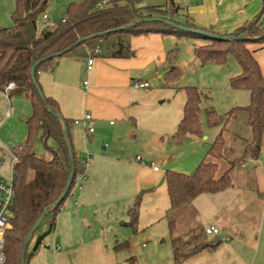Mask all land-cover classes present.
<instances>
[{
    "label": "crops",
    "instance_id": "crops-1",
    "mask_svg": "<svg viewBox=\"0 0 264 264\" xmlns=\"http://www.w3.org/2000/svg\"><path fill=\"white\" fill-rule=\"evenodd\" d=\"M176 3L178 19L184 20L186 15L196 26L218 34L231 33L253 21L259 13L258 26L264 28V0H180ZM48 19L47 16L44 21ZM182 38L192 50L197 45L196 38L171 34L131 36L130 46L135 51L132 57H93L88 69L87 55L68 54L59 57L52 69L39 72L44 94L57 102L62 116L73 120L90 113L94 130L85 139L81 124L70 126L74 153L81 162L85 160V179L77 181L58 211L53 229L28 264H130L127 257L120 255L129 246L116 250L114 245L129 242L139 232L155 242L158 240L157 247L165 243L167 233L171 256L166 264H174L169 216L176 220L177 227L184 220L192 229L194 221L201 223L199 236L193 231L189 238L180 240L214 244L180 264H264L261 158L258 161L262 169L256 168L254 163L253 169H244L243 185L233 183L215 193H202L187 206L170 211L165 170L192 172L202 157L198 143L208 140L209 136L202 132L201 137L190 135L180 143L172 140L185 104L180 89L183 85L176 80L169 82L167 88L155 91L151 87L134 88L131 82L148 81V71L156 67L157 61L166 62L167 52ZM261 44L250 43L247 47L264 75V43ZM177 59L179 54L173 63L180 65L175 63ZM192 60L190 71L198 69L194 53ZM162 97L164 99L160 100ZM137 156L141 157L140 161ZM153 165L159 168L154 170ZM40 168L29 164L26 190L40 183L37 175ZM141 190L145 192L137 232L133 233L121 221L128 220V208ZM255 206L259 211L255 221L257 231L248 234ZM203 225H214L219 232L207 234L202 231ZM47 227L48 222L41 224L40 231Z\"/></svg>",
    "mask_w": 264,
    "mask_h": 264
},
{
    "label": "trees",
    "instance_id": "trees-1",
    "mask_svg": "<svg viewBox=\"0 0 264 264\" xmlns=\"http://www.w3.org/2000/svg\"><path fill=\"white\" fill-rule=\"evenodd\" d=\"M99 1L71 2L61 22L39 25V17L45 14L49 0H15V8L11 13L12 26H0V90L13 82L15 85L13 92L25 96L32 108L31 115L25 121L27 126L25 141L15 150L19 159L14 165L16 195L10 219L11 228L5 235L4 264H20L22 245L45 208H48V213L44 219L48 218L47 222L52 223L51 230L53 229L58 211L77 184L78 176L85 172V163L78 160L70 138V126L73 120L63 117L72 147L74 175L65 197L55 206L54 203L65 189L69 178L68 147L63 136L62 122L45 106L60 111L58 104L52 97L44 94L38 79L39 72L52 69L61 56L68 54L86 56L84 45L89 47L90 54L94 58H129L135 54L130 46L131 36L150 33L171 34L176 37L207 40V44L195 45L193 48V53L201 64L212 62L225 65L228 58L233 57L240 65L239 74L229 78V86L233 89L247 90L249 103L245 106L231 108L225 117L219 115L213 106L205 109L207 125L209 127L221 126L220 131L213 139L204 158L192 172L165 170L170 211L187 206L202 193H215L232 186L230 171L219 172V161L224 159L223 131L230 117L236 112L245 113V123L250 135L244 144L242 153L230 162V168L248 159V161H257L264 152V75L253 52L247 47L250 43H264V28L258 26L260 13L253 21L239 26L231 33L222 34L230 37L224 40L188 30L187 28L213 32L212 29L196 26L186 15L184 20L175 17L179 9L174 0H167L164 5H141L142 0H109L104 7L98 8ZM151 17L171 20L184 28L173 27L162 20H148ZM87 36L90 38L60 56L58 55L78 39ZM176 54L177 49L168 51L166 60L171 62ZM36 61L40 62L34 70V83L31 77V67ZM173 71L174 68H171L170 72ZM39 89L43 93V99L39 95ZM180 89L185 96L183 116L171 136L172 140L178 143L190 135L202 136L199 121L200 103L202 100L209 99L208 95L196 86L187 85ZM48 140L53 142L52 146L48 144ZM36 141H39L48 151V157L37 155L34 152ZM32 163L36 167H42L37 174L40 183L26 190V171L29 164L33 165ZM144 192L141 190L128 208V220L121 221V224L131 228L133 233L137 232L140 204ZM169 217L167 221L173 243L174 264H180L196 252L214 245H210L207 241L197 240L191 243V240H180L181 236L176 235V220ZM191 232L193 230L189 233ZM197 235L199 236V233ZM128 246L127 240L121 243L116 242L114 249L118 250ZM34 252L28 246L26 247L24 264H28Z\"/></svg>",
    "mask_w": 264,
    "mask_h": 264
},
{
    "label": "rangeland",
    "instance_id": "rangeland-1",
    "mask_svg": "<svg viewBox=\"0 0 264 264\" xmlns=\"http://www.w3.org/2000/svg\"><path fill=\"white\" fill-rule=\"evenodd\" d=\"M80 1L81 0H49L45 10V14L49 19L46 22H40L39 17L38 24H58L62 21L63 18H65L66 8L69 3ZM166 1L167 0H142L140 4L161 5L164 2L162 4L164 5ZM178 1L180 0H174L175 4H177L176 2ZM14 8L15 0H0L1 27L12 26L13 22L11 13ZM182 39L183 40H181L180 43L175 44L170 49H177L175 58L171 62H168L166 59V62L164 61V63L157 61L156 67L148 71V76L146 78H148L147 80L151 87L150 89L153 91L167 88L169 82L176 80L177 84H181L183 86H196L203 93L208 95V100L201 101L199 113V121L201 124L202 132L208 134L209 136L208 140L200 141L197 146L198 149L202 152V160L204 158L203 156H205L209 146L211 145L217 133L220 131L221 127H209L207 125L205 109L209 106H213V108L219 115L225 117V114L231 108L235 106L247 105L249 103V93L247 90L233 89L229 86V78L236 76L241 70L240 65L233 57H229L225 65H219L211 62L206 63L207 65L203 64L202 66H200L201 62L199 60H195L198 69L190 71V64L193 63V50L190 44L186 42L187 40H185V38ZM194 42L197 45H199L200 42H204L203 44L208 43L207 40L202 38H196L194 39ZM257 44L260 45V43ZM178 54L179 59H177L175 63L178 62L180 65L173 63ZM171 68H174L173 72H170ZM162 99H164V97L160 98V100ZM8 108L11 111V115L0 125V142H2L9 149L15 152L16 147L22 144L27 136V126L25 121L31 115L32 108L29 100L25 96L17 95L13 91H10L9 99L7 100L5 96L0 92V115H2ZM245 122L246 115L243 112H236L230 117L223 131V135L225 138L224 159L219 161V172L229 170L233 183L235 185L237 184L238 186L244 184L243 174L245 168L253 169L254 163L256 168L262 169L258 160L248 161L249 159L242 161L241 163L234 164L232 168H230V162L242 153L244 144L248 140L250 135L249 128ZM48 144L52 146L53 142L51 140H48ZM34 152L37 155H43L44 157L49 156L48 151L39 141H36L34 144ZM8 213L10 214V212ZM258 213V208L257 206H255L252 209L248 234H256L257 230L255 221H257ZM169 218L173 217L170 216ZM47 221L48 218L44 219L41 224L47 223ZM193 224L195 227L194 229L190 227V224L187 225L186 220H184L176 228V235L181 236V238H189V232L191 230H193L195 234L199 233L201 228L200 221H194ZM202 224H204V221L202 222ZM202 231H205L204 225L202 227ZM36 233H41L40 228L37 229ZM164 236L166 237L165 243L157 247V245L160 243L158 240L155 242V240H153L151 237H147L143 235L142 232H139L129 239V248L126 251H121L120 255L123 257H127L126 261L130 264H166L168 258L171 256V249L169 244L170 240L167 233ZM34 237L28 245L29 248L32 247L31 244H33ZM123 238L125 237H122V240H124ZM155 247H157L158 249L155 250Z\"/></svg>",
    "mask_w": 264,
    "mask_h": 264
},
{
    "label": "built area",
    "instance_id": "built-area-1",
    "mask_svg": "<svg viewBox=\"0 0 264 264\" xmlns=\"http://www.w3.org/2000/svg\"><path fill=\"white\" fill-rule=\"evenodd\" d=\"M109 0H100L97 3L98 8L104 7ZM47 18L46 14H43L40 18V22H44ZM84 50L87 53V68L90 69L93 64V56L90 54V51L86 45H84ZM132 87L139 88V89H146L149 88L148 81H138L134 80L131 82ZM15 85L13 82L8 83L2 90H0L1 94L5 96V98L9 99V92L13 91ZM11 115V111L8 108L5 112L0 115V125L3 123ZM72 124H81L85 129V139L87 138L86 135L92 133L94 130L93 127V118L90 113H85L83 117L73 119ZM261 158V165L264 168V152L260 156ZM18 156L15 154L14 151L9 149L5 144L0 142V264L5 263V255H4V248H5V235L7 230L10 228L11 222V215H12V207L13 202L15 199V175L16 171L14 165L18 162ZM137 160H141V157L137 156ZM85 163V160H82ZM159 167L158 165H153V169L157 170ZM85 176L79 175L78 181L84 180ZM10 212V214L8 213ZM205 232L207 234H216L219 232V229L214 225H210L205 227Z\"/></svg>",
    "mask_w": 264,
    "mask_h": 264
},
{
    "label": "water",
    "instance_id": "water-1",
    "mask_svg": "<svg viewBox=\"0 0 264 264\" xmlns=\"http://www.w3.org/2000/svg\"><path fill=\"white\" fill-rule=\"evenodd\" d=\"M148 20H162L165 23H167L168 25H171L173 27L184 28L183 26H181V25H179V24H177V23H175V22H173L171 20L159 19V18H156V17L148 18ZM187 29L192 31V32H194V33H197V34H200V35H205V36H208V37H211V38H215V39L221 38V39H224V40H228L230 38L228 35H222V34H218V33H215V32H208V31H204V30H201V29H191V28H187ZM91 36H93V35H91ZM88 38H90V36H87V37L82 38V39H78L75 43H73L67 49H65L64 51L59 52L58 55L60 56L65 51L71 49L72 47H75V46L81 44L83 41H85ZM39 62L40 61H36L33 64V66L31 67V77H32V80H33L34 83H35L34 70H35V67L37 66V64ZM38 92H39V95H40L41 99H43L42 91L39 89ZM45 106H46L47 110L52 115L57 117L62 122V125H63V136H64L65 142L67 143L68 156H69V166H70L69 178L67 180V184L65 186V189L63 190L61 195L58 197V199L54 203V205L56 206L65 197V195H66V193H67V191H68V189H69V187L71 185L72 178H73V175H74V159H73L72 147H71L70 141L68 139V135H67V126L64 123L62 114L60 113V111L53 110L51 107H49L47 105H45ZM47 213H48V208L43 209L42 213L38 216L34 226L32 227V229L30 230L29 234L27 235V237H26V239H25V241H24V243L22 245V250H21V255H20V264H24V253H25L26 247L30 244V242L33 239V237L35 236L31 249H32V251H35L38 248V246L42 243V240L51 232L52 223H48V227H47V229L45 231H42L39 234L36 233L37 229L41 225V223H42L44 217L47 215Z\"/></svg>",
    "mask_w": 264,
    "mask_h": 264
}]
</instances>
